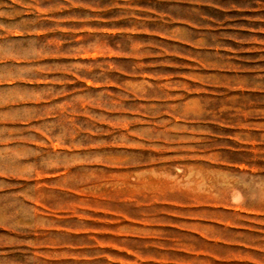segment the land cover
I'll return each instance as SVG.
<instances>
[{
    "label": "rangeland",
    "instance_id": "obj_1",
    "mask_svg": "<svg viewBox=\"0 0 264 264\" xmlns=\"http://www.w3.org/2000/svg\"><path fill=\"white\" fill-rule=\"evenodd\" d=\"M0 264H264V0H0Z\"/></svg>",
    "mask_w": 264,
    "mask_h": 264
}]
</instances>
